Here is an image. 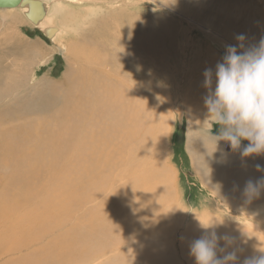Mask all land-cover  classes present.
I'll return each mask as SVG.
<instances>
[{
	"label": "rangeland",
	"instance_id": "374dc122",
	"mask_svg": "<svg viewBox=\"0 0 264 264\" xmlns=\"http://www.w3.org/2000/svg\"><path fill=\"white\" fill-rule=\"evenodd\" d=\"M45 1V3L48 2L47 4L49 7L58 3L73 5V8H70V12H72L70 21H72L70 22L68 20L69 24L65 20H59L57 15L53 14V18L57 21L58 25L62 26L66 23V25H70V27L66 29L67 32L61 34L64 38L60 39V41H58L60 37L54 41L48 40L42 32V29L33 25L25 16L20 17L19 15L16 18L10 19V23L12 22L11 24H5V22L8 21H4L0 14V75H5L6 73H8V75L10 74L9 80V77L7 81L4 78L2 79V85L12 84L13 79H15V81L17 80V85L21 86L22 90L28 91L29 89L31 94L33 93L32 95H36L35 93L43 90L41 88L42 86L46 87V85L50 83V88H53L56 93L48 90V93L44 94L47 99H55L54 102L57 103L56 114L53 113L54 109L52 108L50 111L52 113H50V115L54 114L59 122L58 125H60V127L56 128L55 125L51 124V129L54 128L55 131L57 130L58 134H63V138L67 139L71 133L65 128L66 125H68L70 130H76L74 134L80 133L81 135V131H91L90 128L92 127V130L96 132L95 138L92 140L93 142L89 143L93 145L95 151L93 154L102 153L103 159L107 157V160L111 159L108 164H111V166L109 165V169H111V172H114V175L105 184L98 182L94 183L95 181H93V185H96L94 188L86 187L85 190H87V192H82L83 196H81V199H73V197H70V194L73 193L75 189L83 190V188H81L82 183L80 184L78 181L86 178L87 173L89 174L88 171H84L85 169L82 165L80 166L81 168L74 165L76 169H73L72 173H70V180H67L64 186L62 184L60 185V191L57 188L52 190L54 187L52 184L46 189V191H51L50 193H56V191L59 193L52 203L53 209L59 210L48 211L46 215H40L38 211V213L35 214L37 218L31 216L34 218L31 222L29 215L25 214L28 212V210L26 212V208L29 209L32 204L35 206L36 203L42 202L41 198L43 195H41L42 192L40 191L36 199L27 202L26 206H20L21 215L15 213V216H18H14L12 220L13 223L8 220L6 224L5 217H3L0 211V264H15L16 262L17 264H36L37 262L35 263L34 261L36 260L35 258L43 254L42 252L40 253V251L52 246L55 242H58L60 238L69 234L78 223H82V221L89 216L90 212L100 207L103 208L104 213L117 210L116 206L118 204H116V202L119 197L116 196V194L119 195L127 188L132 187L131 183L134 181L143 180L145 175L142 173L149 169H156V165H158V169H161L160 172H162L163 169V174H166V177L172 176H170L171 178L169 177L170 179L167 178L169 182L165 180V186L167 187L169 185L168 187L171 195H168L169 197L165 199L162 213L157 217L153 216V218H149L150 222L148 226H150L152 232L143 237L132 236L125 239L117 247H114L109 252L103 253L101 257L92 264H108L114 262L122 255H135L143 249L147 250V248L153 252L152 255L156 254L154 251H158L159 257L160 259L162 258L164 264H191L184 253L185 250L188 255H191L190 248L184 247V243L188 239L192 243L194 240L204 237L211 232H215L219 236L227 235L232 238L229 244H226L223 240L222 242L219 241L220 247L217 248V252H219L221 256L231 251H235L236 254L237 252L241 254L244 250L247 253L250 252V255H247V257L252 256L251 253L255 252L257 247L254 246V243L248 245L247 242L254 239L264 240V210L250 207V205H248V203L250 204L248 197L246 198L247 200L245 197L241 200L238 194L244 196V188L249 180L255 182L261 177H264V159L257 164L252 156H241L243 148L248 144L247 140L241 142L240 149L233 150L227 142L222 140L215 142V140L212 139L211 135L215 136L218 134V126L215 125L214 121L208 119L207 109L204 106V97L208 94V89L204 87L203 73L207 68H211L213 69V73L215 72L216 64L221 62L225 55L226 46L231 45L227 40L238 44L235 37L238 34H244L246 36L245 41L247 42L243 43L244 47H251L255 43L260 42L261 38H264V30L256 32L253 27L245 23L233 26L226 22L227 20L223 10L225 8L227 10L228 6L234 4L231 0H180V2L179 0H175V4L172 3L171 0ZM257 1L263 2V0ZM237 2L238 0L235 1V3ZM176 3H178L179 6ZM133 10L134 13H132ZM74 13L77 14L73 16ZM140 18V21L149 24L146 26L149 27L148 30L151 29V33L154 31L157 34L156 41L150 33L152 37L151 42L154 43L149 47L150 50L148 49V51L144 53L142 48L137 49L135 46L134 49L133 47H126L125 50L128 49L129 52H124L123 49L114 48L113 43L117 39V36L121 35L119 33V31H121L119 28L121 27L120 24L133 22ZM262 28L263 26L260 27V29ZM216 33L220 34L222 38L217 37L218 35ZM16 40H20L21 45L18 46L20 43ZM29 42L32 45H30ZM33 43L36 44L34 47ZM120 43L124 45L127 43V40L121 39ZM87 49H93L91 51H95L96 53H94L97 60L101 61V63L98 64L93 63V65H95L93 67L97 73L95 70H90L91 72L86 71L87 75L89 74L91 76L93 74V78L87 77L86 75L85 77L83 76L85 74V66L83 67V65L86 64V62L82 60L79 61V58L81 59L82 57L83 59V57L86 56V54L83 53H86L85 50ZM40 53L41 55H39ZM45 53L47 54L43 56L42 54ZM125 53L127 56L124 55ZM130 54H132L131 59H133V56L137 59L131 60ZM143 55H146V61L144 60V63L139 59ZM128 63L129 65H127ZM131 65L134 67L131 68ZM79 68L83 71H80ZM130 69L133 70L131 71ZM141 69H143V73ZM124 72H126V75ZM134 77H136V79H134L135 81L133 80ZM86 80H91L90 82L92 84L89 85L88 83L90 82L87 84L84 83ZM80 83H82V86ZM129 83L131 84L129 85ZM135 84L139 86L137 87ZM144 86L147 88V98L151 100L150 102V100L147 99L149 109H146L149 111L147 112L145 109V114L144 108L138 103L135 104L139 105H137V107L135 105L129 107L137 93L141 96V90H143ZM86 88H88V91H86ZM102 88H106V91H114L109 95L111 98L107 99V101H110V105L113 104L110 108H114V105L115 108L114 110L110 108H108V110L105 109L106 113H104V109L96 103L98 98L94 97L96 94L95 92L99 93V90ZM119 91H122L120 95H118ZM115 92L116 94L114 95ZM139 95H137V97ZM118 96H121L120 98L122 100L119 99L121 101L118 100ZM123 96H125L124 99L122 98ZM127 99L130 101L129 105L127 104L129 102ZM65 100L72 110L69 109L68 111L64 106L63 102ZM19 101L24 102V99L19 98ZM101 101H103V99ZM7 102L8 100L0 105V113H3V111L8 108L11 112L14 110V115L15 113L21 114V111H25L24 109L29 105V103L22 104L21 102V104H19L18 100L14 103ZM124 103H126V106ZM116 104L118 105L116 106ZM4 106H7V108ZM122 106H128L127 109L131 112L135 109V111H133L134 113L132 112L134 114L132 119H128L130 113H127V109H123L125 107ZM11 107H13V109ZM120 107H122L121 110L118 109ZM140 107L142 110H140ZM159 109L163 111L162 113L160 112V117L162 119L158 118L156 122L155 118L157 116L159 117L156 111H160ZM106 110L111 111L107 112ZM112 110L114 112H112ZM154 110H156L155 114H153ZM115 112L119 113L120 117H122V113H125V119L122 117L125 121L120 119L119 115ZM34 113L31 119L36 121L40 118V112ZM164 113L165 116H163ZM106 114H113V116L110 117ZM137 114L138 118L140 116H144V118H136L135 115ZM54 115L51 117H54ZM134 118H136V120ZM31 119L29 120L31 121ZM99 119L101 120L98 121ZM113 119H116L115 122ZM119 120H121L122 123L119 122ZM162 121L165 122V125ZM26 122L25 120V122L14 123L13 127H17L19 124H27ZM105 122H110L109 125L106 123L109 127H107V129L106 124L104 125ZM139 122H144L141 127H139ZM160 122L161 124H159ZM119 123H121L120 127L118 125ZM135 123L136 128L139 130L143 129L142 127H144V129L148 128L147 132L145 129V133L143 131L144 129L142 130V135L146 136V133L147 135L149 134L148 137H151L150 140L154 139L153 142L157 137L156 144H154L155 142L153 143L152 140V143L146 141L145 147L138 148L137 146L141 140L139 137L136 139L132 138L131 140L127 139V128L133 124L135 126ZM113 124L116 125L111 127ZM122 124H124L125 129L121 130L122 132L119 131L118 134L117 130L122 127L124 128ZM145 125L148 127H145ZM159 125L162 126L164 131L161 130L162 128ZM116 126L117 130L115 129ZM134 126L133 128H135ZM156 129L161 132L158 131V133ZM153 131L155 134H153ZM123 134L124 137L122 136ZM118 135L122 137L120 136L118 138ZM201 137L215 143L216 147H214L215 149L213 150L215 152L214 158L222 163L226 162V166L223 167L224 169L221 168L216 171V176H219L218 179L220 180H217V177L214 176L213 181L209 182L208 174L210 170L208 171V168L205 167V171L198 169L200 167L197 164L198 158L196 157L199 152L203 150L200 148L202 143ZM145 140H147V138ZM126 142L128 144L130 143L129 146H135L134 148H137L138 151H129L130 153L128 152L127 154L125 149L128 144ZM123 153H126L128 156H123ZM128 157L129 159L130 157H135L137 161L135 163H129L127 162ZM112 160L115 162L113 163ZM242 160L245 161L243 162ZM145 162L148 163L145 164ZM142 163L145 164L146 167L144 166V171L139 173L141 172L139 165L142 166ZM257 165H260L262 170L258 171ZM132 167L135 169L133 170ZM62 169L63 167L59 168L60 173ZM136 169L138 170L136 171ZM59 170H57L58 173ZM134 172H137L135 177L133 176ZM49 173V168L46 169V173L45 170L43 171V175L45 174L47 177L50 176ZM59 174L58 176H60ZM96 177H98V175H96ZM242 177L246 178L243 179ZM214 180H217L216 183ZM225 180L226 182H224ZM219 181L222 183H219ZM41 182L42 181L39 182V185ZM137 183L139 182L137 181ZM62 196L63 198H60ZM259 196L255 198L264 199V188H261ZM58 200L61 201L56 203ZM140 201L144 204V208L148 210L149 204L147 199L141 198ZM107 202H109V205L104 208L103 205ZM11 203L14 206H10L9 211L16 212L19 205L16 206L14 200L11 201ZM66 204L68 205L63 207ZM125 204L126 202L120 201L119 206H125ZM28 213L32 214V211ZM20 218L21 220H19ZM25 221H27L26 224L24 223ZM33 221L35 223H33ZM23 225L26 226L24 227ZM87 226L88 222L86 221L84 227ZM190 241L187 242L191 246ZM260 243L264 245L263 242H257L258 248L260 247ZM221 248H223L224 251H220ZM149 250L145 253H141L144 258L148 255ZM241 256L237 257L240 258ZM27 259L28 261H26ZM38 260H40V258Z\"/></svg>",
	"mask_w": 264,
	"mask_h": 264
},
{
	"label": "bare ground",
	"instance_id": "6f19581e",
	"mask_svg": "<svg viewBox=\"0 0 264 264\" xmlns=\"http://www.w3.org/2000/svg\"><path fill=\"white\" fill-rule=\"evenodd\" d=\"M40 1L43 2L44 5H46L47 14H46L45 18L43 19V21H41L37 26L40 27L42 30H44V29L46 30L47 28H56L57 31L51 40L54 41L55 39L60 37L58 40V41H60V39L64 38V36H62L61 34H63V32L65 34L67 32L66 31L67 27H70V25H66L67 23L62 25V26L58 25L57 21H55L53 18V14L57 15V18H59V20H65L66 22H68V20L70 21V19L72 18V17H70L72 15L71 14L72 12H70L71 11L70 8H73V5H66L64 3H58V4H55L53 6L51 5L49 7V5L47 4L48 2L45 3L46 2L45 0H40ZM73 1L74 2H77V1L80 2L81 0H73ZM231 1H232V3L234 2V4L228 6L227 10H226V8L223 10L225 13V16H226V20H227L226 22H228L230 25H233V26L234 25L235 26L241 25L242 23H245V24L253 27L256 30V32H260V31L264 30V0H263V2H259L257 0H238L237 3H235V1H237V0H231ZM171 2L174 3L176 1L171 0ZM179 2H180V0H179ZM176 4L179 6L178 3H176ZM132 6H134V5H132ZM226 6H227V4H226ZM179 8L183 9L181 7H179ZM28 12H29L28 6L17 7V8H1L0 9V14H1L2 19L4 21H8V22H5V24H11L12 22L10 23V19L16 18L19 15H20V17L25 16L27 18L26 15ZM132 13H134V10ZM75 14H77V13H74L73 16H75ZM140 20H141V18L139 20H135L133 22L120 24L121 27H119V28L121 29V31H119V33L121 35L117 36V39L113 43L114 48L123 49L124 52H126V51L129 52L128 49L125 50L126 47L127 48L133 47V49H134V47L136 46L137 49L142 48L144 53L148 51L149 47L154 44L151 42V38L153 37V39L157 41V34L154 31H152V33H151V29L148 30L149 27L146 26L149 24H145L143 21H140ZM30 22L32 23V21H30ZM68 24H69V22H68ZM259 26L260 27L263 26V28L260 29ZM150 33L152 34V37L150 36ZM216 34L218 35L217 37L222 38V36L220 34H218V33H216ZM58 35H61V36H58ZM121 39L127 40V43H125L124 45H121V43H120ZM223 39H225V38H223ZM225 40H227V39H225ZM227 41L231 45H236V43H234L233 41H229V40H227ZM17 42L20 43V40ZM244 42H246V41H243L242 43H244ZM14 44H16V43H14ZM258 44H259V42L255 43L254 45H258ZM19 45H21V43L18 44V46ZM30 45H32V44L30 43ZM34 45H36V44L33 43V47H34ZM66 46H68V45H66ZM248 47H246V48H248ZM41 49H43V48H41ZM91 50H93V49H91ZM91 50H88V49L85 50L86 53H83V54H86V56L83 57V59H82V57H81V59L79 58V61L82 60L83 62H86V64L83 65V67L85 66V69H86V70L84 69L85 74L83 76L85 77V75H86L87 77L93 78V76H92L93 74L91 76L88 74L89 75L88 76L86 71L88 72L90 70L91 71L95 70L93 67L95 65H93V63L98 64V63H101V61L97 60V57L95 55L96 52L91 51ZM237 50L242 51V49H240L239 47ZM46 54L47 53L42 54V55L44 56ZM39 55H41V53ZM124 55L127 56L126 53ZM131 55L132 54H130V59L132 58ZM75 59H76V57H75ZM135 59H137V58H135V56H133V59H131V60H135ZM139 59L141 60L142 63H144L146 61L145 60L146 55L145 56L143 55ZM140 60H138V61H140ZM130 62L133 63L132 61H130ZM104 64H107V63H104ZM121 64L123 65L124 63H121ZM127 65H129V63ZM83 67H81V68H83ZM133 67L131 65V68H133ZM81 68H79L80 71H83V70H81ZM126 68H127V66H126ZM105 70H106V68H105ZM130 70L132 71L133 69H130ZM141 70L143 73L144 72L143 69H141ZM109 71H110V69H109ZM113 71H112V73H113ZM79 73H81V72H79ZM96 73H97V71H96ZM124 73L126 75V72H124ZM9 76H10V74L8 75V73H6L5 75H0V77H1L0 78V105L4 104L7 100H8L7 103H10V102L14 103L18 100L19 104L29 103V105H27L26 108L24 106L25 111H23V112L21 111V114L15 113V115H14V113H13L14 110L12 112L9 111L7 106H4L7 108V110L3 111V113H0V208H1L0 211L3 215V217H5V223L6 224H7L8 220L12 222V220L14 219L15 213L21 215L20 206H26L27 202H31L32 200L36 199V197L39 195L40 191L42 192L41 195H43L42 198L40 197L42 202L36 203L37 205L35 204V206L31 203L32 204L31 207H29V209L26 208V212H27V210H28V212L32 211V214L28 213V212L25 213V214L29 215V217L31 218V219L29 218L30 221L32 222V219H34L33 217L37 218V216L35 214H37L38 211H39L40 215H46L48 211L59 210V209H53V207H52L53 206L52 203L56 199V197L59 195V193L57 191H56V193H50L51 191H46V189H47V187L50 186V184H52V185H54L52 190L54 188H57L60 191V189H61L60 185L62 184L64 186L65 182L67 180H70V177H71L70 173H72L73 169L74 170L76 169L74 167V165H76L78 167H80L82 165L85 169L84 171L85 172L88 171L89 174L87 173L86 178L78 181L80 184L82 183L81 188H83V190L82 189L81 190L75 189L73 191V193L70 194V197H73V199L74 198L81 199V196H83L82 192L83 193L87 192V190H85L86 187H93L94 188L96 185L94 186L93 184L96 182L105 184L114 175V172H111L110 171L111 169H109V165L111 166V164H108V162L111 161V159L107 160L108 157L107 158L104 157L105 159H103L102 153L101 154H99V153L93 154V152H95L93 149V145H90L89 143L93 142L92 140L95 138L96 132H94L92 130L93 129L92 127L90 128L91 131H86V130L81 131V133H82V135H81L80 133L74 134V133H76V130H70L68 125H66L65 128H67L71 133V135L69 137H67V139L63 138L64 137L63 134L62 135L58 134L57 130L55 131L54 128L51 129L52 128L51 124L55 125L56 128L60 127V125H58L59 122L57 121V117L54 115V114H56V109H57V106H56L57 103L54 102L55 99L51 100L49 98L48 99L45 98L44 93H48V90L51 92H55L53 88H50L51 84L48 81L47 82L50 85L47 84V82H46V84L49 86L48 87L46 85V87H48L49 89L46 88L45 86L44 87L42 86L41 88L43 90L35 93L36 95H32L33 93L31 94L29 89H28L29 92L27 90H22L21 86L17 85V80L15 81V79H13L12 84L2 85V79L4 78L7 81V78ZM137 77H139V76H137ZM12 78H13V76H12ZM9 79H10V77L8 78V80ZM134 79H136V77H134L133 80ZM137 80H138V78H137ZM90 81L91 80H88V81L86 80V81H84V83L87 84ZM95 81H96V79H95ZM103 81H101V82H103ZM96 83H98V82H96ZM131 83H133V82H131ZM131 83H129V85ZM80 84L82 86V83H80ZM88 84L90 85L92 83L90 82ZM89 85H86V86H89ZM136 85L137 84H135V86ZM138 86L139 85H137V87ZM107 87H108V85H107ZM137 87H135V88H137ZM116 88H118V87H116ZM132 88H134V87H132ZM105 89L102 88L101 90H99L100 91L99 93L95 92L96 94L94 96L95 98H98L96 100V103L99 104L102 107V109H104V113H106L105 109L108 110V108L113 106V104L110 105V101H107V99H110L111 96H109V95L112 94V92H114L111 90L106 91ZM120 89H122V88H120ZM146 89L147 88H145V86H144L143 90H141V96L138 93L134 96V99L131 101L132 104L129 105L130 101H129V99H127L129 101L127 103L129 105V107H131V105L134 106L136 103L140 104L141 107L144 108V114L146 113L145 109L148 108V106H149V103L147 101V99H149V98H147ZM86 91H88V88H86ZM118 93H119L118 95H120L122 93V91L121 92L119 91ZM125 93H123V94H125ZM57 94H58V92H57ZM115 94H116V92L114 93V95ZM130 94H131V92H130ZM137 95H139L140 97L139 96L137 97ZM149 95H148V97H149ZM120 97L118 98V100L121 99ZM124 97L125 96H123L122 98L124 99ZM19 98L24 99V102L19 101ZM102 99H103V101H101ZM121 100H119V101H121ZM115 101H117V100H115ZM150 102H151V100H150ZM63 103H64V106L67 108L68 111H69V109L72 110V108L69 107L66 100ZM111 103H112V101H111ZM117 105L118 104H116V106ZM124 105L126 106V103H124ZM137 105H135V106L137 107ZM151 105H153V104H151ZM11 106H12V104H11ZM15 106H16V104H15ZM125 106H122V107H125ZM122 107H120L118 109L121 110ZM127 107H125L123 109H127ZM141 107H140V110H142ZM11 108L13 109V107H11ZM52 108L54 109V112H53L54 114L50 115V113H52V112H50ZM114 108H115V105H114ZM114 108H110V109L114 110ZM133 108H131V109H133ZM102 109H101V111H102ZM156 109H157V107H156ZM113 110H112V112H114ZM110 111H107V112H110ZM133 111H135V109H133ZM146 111H147V109H146ZM155 111L156 110H154L153 114H155ZM34 112H40V118L36 121H34V119H31L33 117V115L35 114ZM132 112L127 109V113H130L128 115V119L133 118L134 112L133 113ZM136 112H135V114H136ZM156 112H157V115H159V117L157 116L155 118L156 119L155 121L157 122L158 118L162 119L160 117V112L162 113L163 111L160 110V111H156ZM141 113H143V112H141ZM89 114H90V112H89ZM116 114L119 115V113H116ZM53 115H54V117H51ZM139 115H140V113H139ZM141 115H143V114H141ZM103 116H105V115H103ZM107 116L111 117V116H113V114L107 115ZM124 116H125V113H122V117L125 119ZM163 116H165V113ZM119 117H120V115H119ZM122 117H120V119L124 120ZM135 117L138 118V114L135 115ZM140 117H141V119H142V117L144 118V116H140ZM140 117L138 119H140ZM147 117H148V115H147ZM147 117H146V119H147ZM154 117H155V115H154ZM136 118H134V119L136 120ZM29 119H31V121ZM25 120L27 121L26 122L27 124H25V123L19 124V125H17V127H13L14 123H18V122L21 123L22 121L25 122ZM100 120L101 119H99L98 121H100ZM115 120L116 119H113L114 122H115ZM165 120H168V119H165ZM83 121H81V122H83ZM106 121H108V120H106ZM109 121H110V119H109ZM119 122H121V120H119ZM163 122L164 121H162V123ZM36 123H37V125H36ZM68 123H69V121H68ZM106 123H108V125H109L110 122H105L104 125ZM121 123L118 124L119 127H120ZM142 123H144V122H142ZM142 123H140L139 127H141ZM92 124H91V126H92ZM101 124H100V126H101ZM159 124H161V122ZM104 125H103V127L105 128ZM115 125L116 124H113L112 126L111 125L110 126L113 127ZM122 125L124 126V124H122ZM164 125H165V122H164ZM117 126L115 128L116 130H117ZM130 126L127 128V131H126L127 135H128L127 139L131 140L132 138L136 139L137 137H139V139H141V140L137 146L138 148L145 147L146 141L150 142V143L153 142L154 139H151L152 140V142H151V140H150L151 137L150 136L148 137L149 134L147 135V133H146V136L142 135L143 134L142 132L144 131V133H145V129L147 132L148 128L144 129V127H142L144 130L143 129L139 130L138 128H136V123H135V126H134V124L131 127ZM133 126L135 128H133ZM152 126H154V125H152ZM159 126H161V125H159ZM2 127H5V128H2ZM103 127H101V128H103ZM107 127L108 126L106 124V129H107ZM145 127H148V126L145 125ZM161 128H162V126H161ZM123 129H125V126H124V128L122 127L121 129L117 130L118 131L117 133L119 134V131L122 132L121 130H123ZM100 130H102V129H100ZM153 130H154V127H153ZM161 130L164 131L163 128ZM149 131H151V130H149ZM156 131H157V129H156ZM99 132H101V131H99ZM106 132H107V130H106ZM159 132H161V131H159ZM117 133H116V135H117ZM104 134H105V132H104ZM153 134H155L154 131H153ZM96 136H97V134H96ZM120 136L118 135L117 137L119 138ZM122 136L124 137V134ZM146 138H147V140H145ZM156 138L154 141L155 143L153 142L154 144H156V142H157ZM139 139H138V141H139ZM129 145H130V143L127 146L125 145L126 149L124 148L126 150L127 154L129 151H131V152L132 151H136V152L138 151L137 148H134L135 146L132 147ZM214 147H216L215 143H213L209 140L207 141L206 139L202 138V143H201L200 148L203 150L199 152V154H198L199 156L198 155H197V157L195 156L196 158H198L197 164L200 167V168H198L199 170L201 169L202 171H205L204 167L208 168V171L210 170L209 174L207 173L209 182L213 181L214 176L217 177L216 171L218 169H221V168L226 166V162L222 163L221 161H218L214 158V155H215V152L213 151L215 149ZM92 149H93V151H92ZM204 151H205V153H204ZM133 154H136V153H133ZM125 155H126V153L125 154L123 153V156H125ZM126 156H128V155H126ZM135 157H137V156H135ZM135 157H130V159L128 157L127 162L135 163L137 161L136 160L137 158H135ZM239 158H241V157H239ZM252 158L254 159V161L257 164H259L260 161H262L264 159V154L252 156ZM67 159H68V161H67ZM122 161L124 162L125 160H122ZM145 161H146V159H145ZM242 161L244 162L245 160H242ZM114 162L115 161H113V163ZM146 163H148V162H145V164ZM145 164H143L142 166L139 165V167L141 168V172H139V173H142L144 171V168L146 167ZM157 166L158 165H156V169L154 168V169H149V170L144 171L142 173L145 175L143 180H136L133 183L130 182L132 187L127 188L128 190L126 189L125 191H123L119 195L116 194V196L119 197V199H117V202H116V204H118L116 206L117 210L109 212V213H104L103 208L100 207L99 209L90 212L89 216L86 219H84L82 221V223H80V224L78 223L75 226V228L72 231H70L69 234H66L65 236L60 238L59 241L55 242V244H53L52 246H49V247L43 249L42 251H40V253L41 252L43 253L42 255L37 256V254H36L37 257L35 258L36 260H34L35 263L37 262L36 264H69V263L70 264H92V263H95L99 259V257H101V255L103 253L109 252L114 247H117L125 239H128L132 236L133 237H143V236H146L148 233H151L152 230L150 229V226H148V224L150 222L149 218H151V217L153 218V216L157 217L162 213V209H164L163 204L165 202V199L169 197L168 195H171L169 187H168L169 185L166 184L168 186L167 187L165 186V180H167V178H169L171 175L166 177V174L165 175L163 174V169H162V172H160L161 169H158ZM61 167H63V169L61 170V173H60L59 168H61ZM45 168L46 169L49 168V172H50L49 177H47L45 174L43 175L44 170L46 173ZM132 169L134 170L135 168L132 167ZM57 170H59L60 174L58 173ZM137 170L138 169H136V171ZM80 171H81V169H80ZM149 172H151V173H149ZM81 173H84V172H81ZM136 173L137 172L133 173L134 177L136 176ZM245 173H246V171H245ZM58 174L60 176H58ZM243 174H244V172H243ZM96 175H98V177H96ZM81 176H84V175H81ZM218 177H217V180H220V179H218ZM206 178H207V176H206ZM244 178H246V177H244ZM222 179H223V177H222ZM225 179H228V178H225ZM40 181H42V182L39 185ZM93 181H95V182L92 183ZM137 181L139 183H137ZM216 181H215V183H216ZM224 182H226V180ZM219 183H222V182L219 181ZM86 184H87V186H86ZM104 184H102V185H104ZM96 189H97V187H96ZM96 189H95V191H96ZM142 189H145V190H142ZM133 193H134V195H133ZM238 195H239V198L241 200H243L244 197H245V199L247 198L245 195L244 196L241 194H238ZM60 198H63V196ZM120 198H121V200H120ZM141 198L147 199L148 204H149L148 210L144 208V204L140 201ZM84 199H85V197H84ZM84 199H82V200H84ZM13 200L15 201L16 206L19 205L16 212L9 211V207L14 206L11 203V201H13ZM60 201L61 200H58L56 203H59ZM120 201L126 202V204H125L126 207L125 206H119ZM248 201H250V204L248 203V205H250V207L258 209V210H264V199H257L254 197V199L248 198ZM67 205L68 204H66L63 207H66ZM108 205H109V202H107L105 205H103V207L104 208L108 207ZM16 216H18V215H16ZM31 216H33V217H31ZM2 218H1V222H2ZM17 218H19V217H17ZM19 220H21V218ZM35 221H36V219H35ZM86 221L88 222V226L84 227ZM26 222L27 221H25L24 223L26 224ZM20 223H22V222H20ZM33 223H35V222L33 221ZM150 237H152V236H150ZM187 241L189 242L190 240L188 239ZM187 241L184 243V247L190 248V244ZM220 242H222V240ZM220 242H219V244H220ZM257 242H263L264 243V240L254 239L250 242L249 241L247 242L248 245L250 243H254V246L257 247L255 249V252L251 253L252 256L264 254V245H262V243H260V247L258 248ZM190 243H191V241H190ZM250 245H252V244H250ZM219 247L220 246L218 245V248ZM234 249H236V248H234ZM148 250H149L148 248H147V250L143 249L142 251H140L138 254H135V255H122L119 258H117L114 262H110L108 264H164V262L162 261V258L160 259V257H159L158 251H154V253H156V254L152 255L153 252L151 250H149L148 255L144 258V256H142L141 253H145ZM248 250H250V249H248ZM184 253H185L186 258L190 261L191 264L196 263L195 258L192 255H188L185 252V250H184ZM241 254H242V256H241ZM241 254L239 252H237V256H241V257L240 258L237 257L236 264H243V260L245 259V257H247V255H250V252L247 253L244 250ZM217 257H222L219 252H217ZM39 258H40V260H38ZM26 261H28V259ZM15 264H17V262ZM32 264H34V263H32Z\"/></svg>",
	"mask_w": 264,
	"mask_h": 264
},
{
	"label": "clouds",
	"instance_id": "9594fccd",
	"mask_svg": "<svg viewBox=\"0 0 264 264\" xmlns=\"http://www.w3.org/2000/svg\"><path fill=\"white\" fill-rule=\"evenodd\" d=\"M235 39L238 44L226 46L215 72L207 68L203 73L204 87L208 89L204 106L208 119L218 126L217 135L212 136L210 131L212 139L227 142L233 150L240 149L241 142L247 140L241 156L249 157L264 154V38L248 48L242 43L246 39L244 34H238ZM257 170H262L260 165ZM261 188H264V177L255 182L249 180L244 195L257 197ZM231 239L211 232L191 243L190 254L196 264H236L235 251L217 257L219 241L229 244ZM243 264H264V254L245 257Z\"/></svg>",
	"mask_w": 264,
	"mask_h": 264
},
{
	"label": "water",
	"instance_id": "95a60500",
	"mask_svg": "<svg viewBox=\"0 0 264 264\" xmlns=\"http://www.w3.org/2000/svg\"><path fill=\"white\" fill-rule=\"evenodd\" d=\"M28 6L29 12L27 13V18L32 21L34 25H38L45 18L46 5L40 0H0V9L1 8H17ZM57 29L56 28H47L42 30L45 37L48 40H51L54 37Z\"/></svg>",
	"mask_w": 264,
	"mask_h": 264
}]
</instances>
